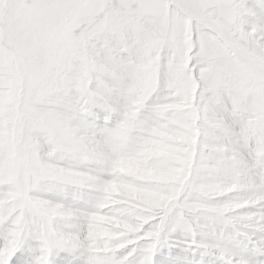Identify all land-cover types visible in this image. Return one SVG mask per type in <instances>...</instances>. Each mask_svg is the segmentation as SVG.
I'll return each instance as SVG.
<instances>
[{
  "label": "snow or ice",
  "instance_id": "6c2138e0",
  "mask_svg": "<svg viewBox=\"0 0 264 264\" xmlns=\"http://www.w3.org/2000/svg\"><path fill=\"white\" fill-rule=\"evenodd\" d=\"M0 264H264V0H0Z\"/></svg>",
  "mask_w": 264,
  "mask_h": 264
}]
</instances>
